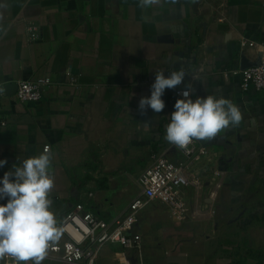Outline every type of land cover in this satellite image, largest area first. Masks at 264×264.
<instances>
[{
    "label": "crops",
    "instance_id": "obj_1",
    "mask_svg": "<svg viewBox=\"0 0 264 264\" xmlns=\"http://www.w3.org/2000/svg\"><path fill=\"white\" fill-rule=\"evenodd\" d=\"M29 24L38 28L32 43ZM241 41H264V0H162L147 9L139 0H0V85L13 93L0 100L7 122L0 179L50 147L58 225L78 203L110 221L139 195L137 179L153 156L164 154L187 166L182 197L190 218L177 223L163 204L148 202L131 231L141 237L140 251L109 244L96 264H237L247 248L264 253V224L247 226L264 213V93L243 91L233 75L259 58L258 47ZM181 69L193 100L224 97L242 114L238 126L194 140L189 157L164 138L178 87L165 90L162 112L138 111L157 71L167 77ZM42 77L53 85L40 103L15 101L18 81Z\"/></svg>",
    "mask_w": 264,
    "mask_h": 264
},
{
    "label": "clouds",
    "instance_id": "obj_2",
    "mask_svg": "<svg viewBox=\"0 0 264 264\" xmlns=\"http://www.w3.org/2000/svg\"><path fill=\"white\" fill-rule=\"evenodd\" d=\"M175 3L176 0H171ZM162 4V0H139V7L147 9ZM183 69L157 71L151 85L150 97H142L138 104L141 116L151 108L160 113L165 108L162 96L166 89L184 84ZM194 89L184 85L182 99L175 102L170 123L166 126L165 140L178 149L187 150L193 140L209 141L218 133L238 126L242 114L231 100L208 95L193 100ZM53 154L50 147L36 156H30L0 179V261L12 258L15 264H42L52 244L60 240L62 229L51 210L50 194L55 186L50 169ZM7 160H0V167Z\"/></svg>",
    "mask_w": 264,
    "mask_h": 264
},
{
    "label": "built area",
    "instance_id": "obj_3",
    "mask_svg": "<svg viewBox=\"0 0 264 264\" xmlns=\"http://www.w3.org/2000/svg\"><path fill=\"white\" fill-rule=\"evenodd\" d=\"M27 41L32 43L38 39V28L29 24L26 28ZM241 48H259V58L256 65L233 72L239 75L241 89H253L264 93V41L255 44L241 41ZM68 83L74 87L77 80L66 74ZM50 77L36 80L18 81L14 99L18 103L37 104L43 100L48 88L52 87ZM178 86L175 95L183 98ZM4 97L3 86L0 85V100ZM7 122L0 116V129ZM193 142L187 150H182L186 157L193 154ZM45 149V148H44ZM198 156H194L197 159ZM187 166L171 163L164 154H156L137 179L139 195L129 204L123 216L110 221L97 218L86 210L85 204H76L61 220L64 241L52 244L45 259L56 260L60 264H96L102 248L109 244H118L124 250L140 251L141 237L132 234L138 220V214L148 202H159L165 206L169 216L177 223H183L191 216V210L182 197V190L189 182L184 175ZM3 264H14L12 258L1 261Z\"/></svg>",
    "mask_w": 264,
    "mask_h": 264
},
{
    "label": "trees",
    "instance_id": "obj_4",
    "mask_svg": "<svg viewBox=\"0 0 264 264\" xmlns=\"http://www.w3.org/2000/svg\"><path fill=\"white\" fill-rule=\"evenodd\" d=\"M103 180L106 179L105 175H103ZM101 188H105V186H101ZM79 204V203H78ZM250 222L248 225H256L257 227H261L264 224V213L262 215L255 214L253 217H250ZM246 259H253L260 264L261 260L264 259V253L260 250L246 249L245 255L240 259L237 264H243Z\"/></svg>",
    "mask_w": 264,
    "mask_h": 264
},
{
    "label": "water",
    "instance_id": "obj_5",
    "mask_svg": "<svg viewBox=\"0 0 264 264\" xmlns=\"http://www.w3.org/2000/svg\"><path fill=\"white\" fill-rule=\"evenodd\" d=\"M243 69H244V68H243ZM14 89H15V91H16V86H14ZM3 90H4V94H5L6 96H8V97H10V96L13 95V93H12V88H11L10 86H5V87L3 88Z\"/></svg>",
    "mask_w": 264,
    "mask_h": 264
},
{
    "label": "rangeland",
    "instance_id": "obj_6",
    "mask_svg": "<svg viewBox=\"0 0 264 264\" xmlns=\"http://www.w3.org/2000/svg\"><path fill=\"white\" fill-rule=\"evenodd\" d=\"M250 213H255V212H250ZM49 263L48 264H60L58 261H56V260H49L48 261Z\"/></svg>",
    "mask_w": 264,
    "mask_h": 264
}]
</instances>
